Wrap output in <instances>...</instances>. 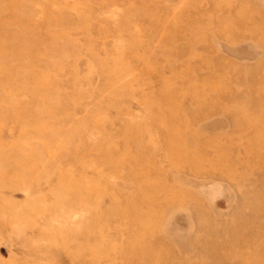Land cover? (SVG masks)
<instances>
[{
  "label": "rangeland",
  "instance_id": "rangeland-1",
  "mask_svg": "<svg viewBox=\"0 0 264 264\" xmlns=\"http://www.w3.org/2000/svg\"><path fill=\"white\" fill-rule=\"evenodd\" d=\"M0 264H264V0H0Z\"/></svg>",
  "mask_w": 264,
  "mask_h": 264
}]
</instances>
